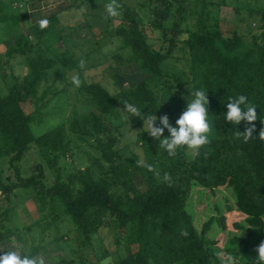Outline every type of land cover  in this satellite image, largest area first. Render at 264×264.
<instances>
[{
  "label": "trees",
  "instance_id": "1",
  "mask_svg": "<svg viewBox=\"0 0 264 264\" xmlns=\"http://www.w3.org/2000/svg\"><path fill=\"white\" fill-rule=\"evenodd\" d=\"M196 1L148 0L131 8L118 0L121 5L118 19H121L112 35L121 43L115 60L120 66L135 63L140 74L148 77L127 90L118 87L113 77L115 93L94 81H82L76 88V93L83 95L81 101L87 100L94 108L82 117L74 115L68 121V133L100 155L90 159L100 175L92 171L91 166L63 179L56 167H59V156L71 149L65 129L61 127L35 136L34 116L22 107L27 100L37 106L45 99L48 89L41 97L38 91L60 61L44 56L30 36L23 34L18 36L16 45L8 49L9 67L13 68L18 58H25L29 72L22 79L14 72L8 93L0 94V162L9 158V167L16 179L12 184H5L0 168V189L7 198L18 189L28 190L42 209L50 200L61 201L66 215L76 225L83 249L91 246L92 235L104 225L108 215L116 219L115 226L123 234L132 228V243L138 250L118 264H221L215 255L220 251L225 253V258L232 255L236 264H254L255 249L264 241V142L258 138L260 129L264 128L261 123L264 120V44L247 48L238 35L225 38L222 32L209 29L189 32L182 40L189 48L191 69L196 74L194 91L208 92V116L213 122L215 138L200 149L190 169L176 172L174 168L164 167V173L172 177L171 187L163 182L151 184L146 192L141 191L133 180L138 157L133 154L126 160L118 152L119 129L128 124L125 117H129L124 111V101L134 104L145 116L165 115L152 83L164 76L163 62L173 54L176 37L180 34L176 21L171 28L167 22L174 17L184 20L191 13L192 4H212L209 0ZM11 6L0 0V24L18 27L24 16L16 15ZM53 18H48L49 26L43 31L36 24L32 36L37 39L50 33L55 27ZM148 26L164 39L167 34L175 36L169 40L165 54L149 42ZM126 52L130 57L123 56ZM69 62L65 61V66L75 65ZM8 77L3 75L1 79L5 81ZM241 94L257 107L258 115V120L253 122L254 137L247 143L235 135L237 131H246L247 122L233 125L224 118L228 98ZM135 120L137 128L144 125L141 118L135 116ZM164 135H169L167 129ZM138 143L149 163L160 160L159 142L148 133L140 132ZM32 146L46 154L47 166L55 171L56 181L50 186L46 185L42 170L29 177L22 175L19 163ZM226 187L236 194V208L218 202L210 204L211 214L195 211L194 200L198 193L204 190L215 198L218 190ZM235 214L241 215L242 220L233 221L229 229L230 215ZM8 219V212L4 211L0 215V226ZM181 230H187L188 236L180 235ZM7 233L17 232L9 228ZM62 263L73 264L64 260Z\"/></svg>",
  "mask_w": 264,
  "mask_h": 264
},
{
  "label": "rangeland",
  "instance_id": "2",
  "mask_svg": "<svg viewBox=\"0 0 264 264\" xmlns=\"http://www.w3.org/2000/svg\"><path fill=\"white\" fill-rule=\"evenodd\" d=\"M72 1L42 0L40 3L43 5V8L40 9V12L44 13L45 16L49 15L68 7ZM101 1L97 0V3L90 4V8L86 5L82 8L83 11L74 8L68 11L69 13L67 14L72 15L76 20L78 17L81 19L84 12L89 10L90 13L95 15V18L90 16L91 20L89 18L87 22L91 26L97 23L102 28V23L99 20L102 16H105L104 5L106 2L105 0ZM77 2L81 5L85 1L80 2V0H77ZM124 2L129 5L133 4L135 8L138 4L148 2V0H124ZM196 2H200V0ZM208 2L212 4L207 6L201 5V3L190 5V9H192L191 13L184 20L174 17L167 22V25L171 28L176 21L180 34L176 37L177 44L173 54L163 62L164 76L154 81L152 86L159 96L161 110L169 116L170 123L173 126H176L175 121L186 109L196 81V74L191 69V53L189 48L185 47V41H182L188 37L187 34L189 32L199 33L204 29H209L222 32L225 38L238 35L247 48L252 47L254 44H264V0H209ZM10 3H12L13 12L20 16L22 11H17L19 7L17 3L19 2ZM29 9L30 13L39 15V13H34L31 8ZM38 15L34 18L32 17L31 22H35V19L40 17ZM65 17L63 16V19ZM85 23L86 19L85 21L79 20L77 22L76 25L79 24V27H74L73 37L82 35L84 36L83 38L88 36L98 38L96 41L90 40L88 44V49L92 50L95 54L93 56L89 55L91 59L86 60V63L90 64L87 69L88 76L86 79L88 82H101L110 92L115 93L117 87L115 79L112 76L116 77L118 87H121L123 90L135 86L138 81H143L148 77L141 75L138 71L135 72L132 68L121 69V66L117 64L114 57L116 53L113 51L115 45H109L112 43L109 38H113V36L105 31V27L104 31H99L98 35L95 34L94 30L92 34H89L86 32ZM119 23L120 20L114 21L111 27L116 28ZM24 25H19L18 27L0 25V60L2 61L0 64L1 95L8 93L7 88L4 87L5 83L1 79L3 75L12 76L15 72V75L22 79L29 72L28 66H23L25 58H20L19 62L17 61L18 59L15 60L13 70L7 64L8 45H16L19 39L18 36L23 32L21 26ZM146 33L154 49L160 50L164 54L170 46L169 40L175 37L173 34H167V38L164 39L161 34L154 31L150 26L146 27ZM106 34L107 36H105ZM25 36L29 37V32H26ZM50 36L52 34L48 37ZM99 39H109L108 44L99 43ZM114 43L120 46L121 42L119 40L117 42L114 39ZM124 54L123 56L126 58L130 57L128 52ZM79 56H82V54ZM52 79L54 77H49V80L44 82L38 91V96L41 97L43 96V91L48 89L44 100L40 101L37 106L27 100L22 104V107L27 114L34 116L32 131L35 136H41L51 130L61 129V127L65 129L67 139L71 143V149L69 152L59 156V167L56 168L61 172L63 179H66L78 169L91 168L90 159L92 157H100L98 153L68 133L70 130L68 121L74 115L80 117L87 115L94 107L87 100L85 102L81 101L83 95L76 93V87H69L70 85L57 81L56 78ZM125 118H127L128 124L119 129L121 139L118 145V152L122 158L130 160L133 154L138 159L142 156L146 163L153 165L160 171L161 176L165 172L164 167L167 169L174 168L176 172H182L185 168L190 169L197 155L184 148L178 149L177 154L171 157L164 149L157 147L162 157L158 162L149 163L138 143V134L142 131L146 132L144 125L137 128L135 116L129 115V117ZM208 122L211 126L209 139L212 140L215 138V131L213 122L209 116ZM8 161L9 158L3 159L0 162V168L5 184H12L16 179L14 172L9 167ZM47 165L46 154L36 146H32L23 161L19 163L22 175L25 177L39 174L42 170L45 174V183L47 186H50L56 181V175L55 171ZM136 168L137 171L133 174V180L141 191L146 192L151 184L163 183L162 180L155 179L153 174L146 168L138 166ZM92 171L100 175V172L93 168V166ZM218 202L222 205L229 204L236 208L237 198L234 190L229 187L221 188L218 190V196L215 198L210 197L203 190L195 197L194 209L198 212L211 214L212 207L210 204ZM4 211L8 212L9 219L0 226V237L3 238L0 241V255L5 254L7 250L19 249L22 251V255L25 254L23 251H27L32 255H43L47 264H66L62 263L63 260L73 264H118L121 260L138 250L137 245L132 243L133 229L128 228L123 234L115 226L116 219L109 215L104 218V225L92 235L91 246L83 249L80 245V240H78L76 225L66 215L61 201L57 199L50 200L42 209L33 193L25 189L16 190L9 198L0 189V215ZM241 218L242 216L239 214L230 215L228 228L232 229L231 223L242 220ZM9 228L15 230L17 233H7V229Z\"/></svg>",
  "mask_w": 264,
  "mask_h": 264
},
{
  "label": "clouds",
  "instance_id": "3",
  "mask_svg": "<svg viewBox=\"0 0 264 264\" xmlns=\"http://www.w3.org/2000/svg\"><path fill=\"white\" fill-rule=\"evenodd\" d=\"M121 5L118 0H110V2L104 5L105 19L114 18L119 15V8ZM83 11V10H81ZM38 26L41 31L48 28L50 21L46 18L38 20ZM80 69L86 67V61L81 59L79 61ZM71 83L79 88L82 81L78 74L74 73L71 76ZM191 91V90H190ZM190 99H188L187 107L175 121L176 126L170 123V118L167 114L157 117L155 114L150 113L147 116L143 115L141 110L134 104L128 101L123 102L124 111L130 116H136L143 120L145 131L159 142L158 147L164 149L169 156H175L177 150L184 148L193 152L194 155H199L200 149L210 143L209 134L211 132V126L208 122V92L203 89L191 91ZM227 103V112L224 118L231 122L233 125H240L242 121H246L249 125L246 127L245 132L237 131L235 133L237 138L243 139L244 143L251 140L256 130V126L253 123L258 120L257 107L248 101V97L241 94L236 97H229ZM159 120V125H157ZM264 123V120H261ZM167 129L169 135L165 136L164 132ZM260 141L264 142V128H261L258 133ZM138 167L146 168L153 174V177L157 180H162L169 187L172 186V177L169 173H164L161 176L159 170L153 165L145 162L141 156L136 160ZM180 235L187 237V230H181ZM257 252L256 260L254 264H264V241L255 249ZM19 249L7 250L5 254L0 255V264H47L45 257L41 254H29L27 251ZM215 255L221 260V264H236V261L232 255H227L223 251L216 252Z\"/></svg>",
  "mask_w": 264,
  "mask_h": 264
},
{
  "label": "crops",
  "instance_id": "4",
  "mask_svg": "<svg viewBox=\"0 0 264 264\" xmlns=\"http://www.w3.org/2000/svg\"><path fill=\"white\" fill-rule=\"evenodd\" d=\"M5 1L8 4H10V6L12 5V3H10V2H15V3L19 2V3H17L19 5L17 11H19V10L22 11L21 15L24 16V20L22 21V23L20 25L25 24L24 26H21L22 27L21 29L23 30L22 34L25 35L26 32H29L31 41L36 45L37 50H41L42 53L44 54V56H46V57L60 61V63L51 71L50 77H54V79L56 78L57 81H60L62 83L64 82V83L70 85L69 87L74 86L71 83V76L74 73L79 75L81 81L88 82L86 78L88 76L87 69L90 66V64L86 63V67L84 69H80L79 61L81 59H84L85 61L89 60V59H91V56L95 55L92 50L88 49V44H89L90 40L96 41L98 39L97 37H90V36L83 38L84 36H82V35H77L74 38L73 37L74 36V27H77V28L79 27V24L76 25L77 22H79V20L85 21V19H86V23H85V26L87 28L86 32L89 34H92V31L94 30L95 34L98 35L99 31H101V32L104 31V27H105L106 28L105 31L107 33H109L110 35H112V31L114 28L111 26H112L113 22L120 20V19H118V16L114 17V18H109V19H105V16H102L99 20L102 23V28H101V26L98 25L97 23L94 24L93 26H91L89 24V22H87L89 18L91 20L90 16L95 18V15L90 13L89 10L84 12L81 19H79V17H78L76 20L73 18L72 15L67 14V13H69L68 11H71L74 8L82 10V8L85 7L86 5H88L90 8V4L92 5L94 2L97 3V0H89V1L86 0L85 2H87V3L85 4V2H84L81 5H80V3L77 2V0H73L68 7L64 8L62 10L50 13L49 15H46V16L44 15V13L40 12V9L43 8V5H41V3H40V2H42V0H37V1H34V0H32V1L31 0H5ZM121 1L124 2V0H121ZM80 2H81V0H80ZM129 6L134 8L133 4H131ZM29 8H31L34 11V13H39V15L30 13ZM11 9H12V6H11ZM37 15L40 17L35 19V22H31V20ZM65 15H66V17H65ZM63 16L65 17L64 19H63ZM49 17H55V18H53L54 25H55L54 29L50 33L44 35L42 38L36 39L34 36H32L33 27L36 24H38L37 23L38 20L44 19V18L48 19ZM91 22H93V21H91ZM97 31H98V33H97ZM50 34H52V36L48 37ZM105 36H107V34ZM109 39H110V41H112V43H110L109 45H111V46L115 45L113 51H115L116 52L115 54H117V51L119 50V46L114 43V39H116L117 42H118V39L114 36H113V38H109ZM108 40L107 39H101V40L99 39V43L108 44ZM91 43H92V41H91ZM8 46H9V48H12L15 45L9 44ZM80 54H82V56H79ZM89 55H91V56H89ZM19 59L20 58H18V60H17L18 62H19ZM70 60L72 63H75V65L69 64V65L65 66V61H67V63H70L69 62ZM23 66L24 67L26 66L25 62L23 63ZM136 67H137V65L135 63H132V64L121 66V69L132 68V69H134L135 72L136 71L139 72V70H137L138 67L137 68ZM16 68H17V62H16ZM24 69H26V68H24ZM12 70H13V68H12ZM28 70H29V68H28ZM113 77H115V76H112V78ZM11 78H12V76H9L7 78V80L3 81L5 83L4 87L7 88V90H8V87L10 86V84L12 83ZM54 79H52V80H54ZM91 82H93V81H91ZM94 82H98V81H94ZM98 83H101V82H98Z\"/></svg>",
  "mask_w": 264,
  "mask_h": 264
}]
</instances>
